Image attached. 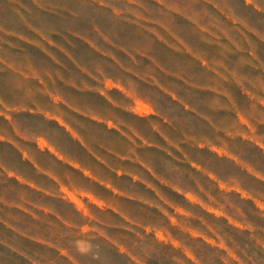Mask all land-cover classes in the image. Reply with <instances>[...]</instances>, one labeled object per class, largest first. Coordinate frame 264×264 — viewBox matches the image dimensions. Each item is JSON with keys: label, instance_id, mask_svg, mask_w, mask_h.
<instances>
[{"label": "clouds", "instance_id": "1", "mask_svg": "<svg viewBox=\"0 0 264 264\" xmlns=\"http://www.w3.org/2000/svg\"><path fill=\"white\" fill-rule=\"evenodd\" d=\"M0 264H264V0H0Z\"/></svg>", "mask_w": 264, "mask_h": 264}, {"label": "rangeland", "instance_id": "2", "mask_svg": "<svg viewBox=\"0 0 264 264\" xmlns=\"http://www.w3.org/2000/svg\"><path fill=\"white\" fill-rule=\"evenodd\" d=\"M163 57H165V58H167V56H168V53H165V52H161L160 53Z\"/></svg>", "mask_w": 264, "mask_h": 264}, {"label": "crops", "instance_id": "3", "mask_svg": "<svg viewBox=\"0 0 264 264\" xmlns=\"http://www.w3.org/2000/svg\"><path fill=\"white\" fill-rule=\"evenodd\" d=\"M165 53H167V52H165ZM89 131H90V129H89Z\"/></svg>", "mask_w": 264, "mask_h": 264}]
</instances>
